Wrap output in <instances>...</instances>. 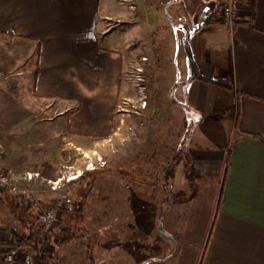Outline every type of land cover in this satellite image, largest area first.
Masks as SVG:
<instances>
[{
	"label": "crops",
	"instance_id": "1",
	"mask_svg": "<svg viewBox=\"0 0 264 264\" xmlns=\"http://www.w3.org/2000/svg\"><path fill=\"white\" fill-rule=\"evenodd\" d=\"M246 1L232 27L222 23L220 6L212 13L221 0H163L161 7L146 0L145 21L137 2L129 8L130 27L143 21L153 31L167 20L176 28L158 38L179 40L173 54L190 74L168 90L193 121L187 153L198 186L189 199L185 160L167 186L168 162L162 166L161 196L156 188L155 197L146 188L151 176L143 183L116 171L123 104L137 90L130 79L131 41L124 30L106 27L108 0H0V78L34 107H46L60 127L54 133L66 136L75 151L99 153L108 162L71 181L66 209L72 217L61 228L74 236H55L51 264H264V0L253 7ZM199 74L229 80L232 88ZM159 143V151L169 149ZM5 166L21 176L41 173ZM129 185L136 188L132 194ZM36 192L39 203L32 205L7 192L9 206L26 204L41 213V205L59 197L49 188ZM11 228L0 222V242L14 239Z\"/></svg>",
	"mask_w": 264,
	"mask_h": 264
},
{
	"label": "rangeland",
	"instance_id": "2",
	"mask_svg": "<svg viewBox=\"0 0 264 264\" xmlns=\"http://www.w3.org/2000/svg\"><path fill=\"white\" fill-rule=\"evenodd\" d=\"M147 1L155 7L163 5V0ZM108 2L110 4L106 9L108 13L106 27L108 29L116 28L119 31L124 30L127 41H131L129 46L133 50V54L131 56L130 79L133 83L138 72L137 66L142 65L140 58L147 55L150 59L149 62L147 60L143 64L145 66L143 93L141 94L136 87V96L129 99L128 103L123 104L125 117L120 125L125 132L121 135L120 143L115 148L118 154L115 160L117 162L118 158L119 163L116 171L143 183L147 182V178L151 176L154 182L146 186L147 190H150L147 193H151V196L152 193H155V197L157 188L159 196H161L159 180H162V177L160 178L164 169L162 166L170 162L173 148H177V150L185 148L188 151L193 129L192 117H183L168 90L174 82L187 78L190 74L185 66L182 68L178 65L177 58L173 54L175 48L180 46L179 40L171 38V36L164 39L158 38L160 34L175 32L176 28L173 23L166 20L164 23H158L153 31H149L146 23L143 22L145 21L144 12L148 5L146 0H108ZM134 5H136L137 12L143 21L132 24L130 27L129 8ZM157 59L158 61H156ZM161 65L163 70L159 69L162 67ZM8 82V78H0V164L6 161L18 168L40 170L43 181L37 183L34 188L41 193L50 189V184L47 182L49 178L64 175V179L69 176H77V179L89 170L93 171L89 174L91 176L108 164L104 155L99 153L91 156L75 151L66 136L54 133L60 127L55 121L48 119L50 111L44 106L34 107L27 95L22 96L10 86L8 87ZM143 102L146 104L145 108L140 107ZM159 142L167 144L169 149L159 151L157 149ZM98 156H101L102 159H98ZM87 164L89 168H87ZM78 167L83 168L84 171L82 172ZM180 168L185 173L183 166ZM17 172L20 173L18 170ZM178 174L177 180L180 181L183 175L180 176L181 171ZM74 185L72 182H68L65 187L70 186L69 188L73 189ZM175 185L181 186L182 184L179 185L175 181ZM171 188L173 187H170V190ZM127 189L132 194L136 188L129 185ZM172 190L170 191L171 198L174 192ZM124 191L122 188L121 194L125 195ZM0 195V211L2 213L0 222L2 224L23 232L30 217L33 220L37 219L38 210L32 211L30 208L20 207V205L13 206V208L9 206L7 191L0 189ZM130 198L127 199L128 203L131 201ZM125 200L126 197H121V205ZM128 203L126 202V204ZM71 217L69 210L65 209L58 226L59 229L70 222ZM78 220H82V215ZM41 222V220H37L38 225ZM59 229L52 234L59 232Z\"/></svg>",
	"mask_w": 264,
	"mask_h": 264
},
{
	"label": "built area",
	"instance_id": "3",
	"mask_svg": "<svg viewBox=\"0 0 264 264\" xmlns=\"http://www.w3.org/2000/svg\"><path fill=\"white\" fill-rule=\"evenodd\" d=\"M245 8L243 0H221L219 16L222 23L227 27H232L236 23L238 14ZM142 65L137 66V74L135 75L134 84L138 91L143 93V65L147 60V56H142ZM101 157V156H100ZM98 156V159H102ZM89 161H87L88 163ZM89 164V163H88ZM87 164V168H89ZM81 168V167H78ZM82 172L83 168L80 169ZM81 172V173H82ZM64 175L57 178H49L47 182L50 184V189L59 191L58 199L50 205L40 206L42 214V222L38 227L35 240L44 242L54 229L61 222L62 214L66 209V204L70 199L73 189L65 187L68 182L76 179L77 176H69L64 179ZM42 178L39 171H25L19 176L14 166L0 167V186H4L6 191L12 197H19L25 200L29 205L38 204L39 199L37 192L33 186V181ZM26 181V182H24ZM35 241L26 242L23 244L16 243H0V264H43L35 248Z\"/></svg>",
	"mask_w": 264,
	"mask_h": 264
},
{
	"label": "trees",
	"instance_id": "4",
	"mask_svg": "<svg viewBox=\"0 0 264 264\" xmlns=\"http://www.w3.org/2000/svg\"><path fill=\"white\" fill-rule=\"evenodd\" d=\"M247 6L253 7L255 0H247ZM216 8H213L212 13H216V11L218 10V7L220 6L219 3H216ZM199 79H201L202 81H205L207 83H212L214 85H218V86H224L226 88H232V84L229 82H223L220 79H216V78H210L207 77L203 74H199L197 76ZM175 100V98H173ZM176 101V100H175ZM185 160L186 163V176L187 178L190 180V185H191V191L190 193L187 194L188 198H192L195 196L196 192H197V179L195 177L194 174V167L192 162L190 161V158L188 156V153L186 151V149L184 148L183 150H176L172 156V158L170 159V162L167 164V166L165 167L164 170V174H163V181L165 183V185H169L170 184V180L174 177L176 169L178 164L182 161ZM87 172H84L80 178H84L87 175ZM18 204V203H17ZM26 208H29L26 204H24ZM29 210V209H28ZM36 220H33L32 217H30V219H28V225L26 226V229L21 232L19 230H16L15 228H11V233L14 235V239L13 240H7L4 242H0V243H16V244H23L26 242H30V241H35V245L34 248L36 250V252L38 253V256L40 257L41 261L43 264H51L52 262V256L56 251V245L54 242V238L55 236L62 238V239H71L74 234L71 230H69V228H61L59 230V232H55L54 234H50L49 237L44 241V242H38L35 240L36 234L38 232V227L39 225L37 224V220H41L42 221V214L38 213L36 214ZM3 229H6V227H3ZM89 254L91 256V258H93V254L91 253V248L89 251Z\"/></svg>",
	"mask_w": 264,
	"mask_h": 264
},
{
	"label": "bare ground",
	"instance_id": "5",
	"mask_svg": "<svg viewBox=\"0 0 264 264\" xmlns=\"http://www.w3.org/2000/svg\"><path fill=\"white\" fill-rule=\"evenodd\" d=\"M143 98H144V97H143ZM143 101H144V100H143ZM140 107L145 108V107H146L145 102H143V104H141Z\"/></svg>",
	"mask_w": 264,
	"mask_h": 264
},
{
	"label": "water",
	"instance_id": "6",
	"mask_svg": "<svg viewBox=\"0 0 264 264\" xmlns=\"http://www.w3.org/2000/svg\"><path fill=\"white\" fill-rule=\"evenodd\" d=\"M4 188V186H2Z\"/></svg>",
	"mask_w": 264,
	"mask_h": 264
}]
</instances>
